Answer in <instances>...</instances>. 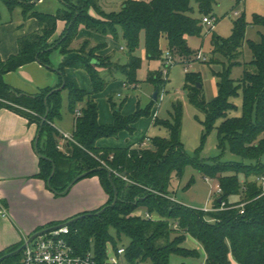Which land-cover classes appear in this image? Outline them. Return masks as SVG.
<instances>
[{"label":"trees","instance_id":"1","mask_svg":"<svg viewBox=\"0 0 264 264\" xmlns=\"http://www.w3.org/2000/svg\"><path fill=\"white\" fill-rule=\"evenodd\" d=\"M102 1L61 0L63 9L45 13L34 10L32 0H0L10 11L20 7L25 18L35 17L39 22L38 30L19 37L17 53L6 59L0 57V98L8 101H0V105L38 125L40 171L36 176L46 182L51 178V190L59 195L65 193L78 175L87 173L79 180L96 175L109 196L104 206L113 202L115 193L118 196L116 204L102 212L99 211L104 206L68 220L69 242L80 254L93 251L100 262L106 258L109 246L118 248L124 245L130 264H171L172 254L193 259L200 257L196 249L184 246L187 236H191L202 245L205 264H231V255L238 264H264V184L259 180L264 177V33L260 34L258 41L246 40L249 22L242 15L234 20L229 37L213 36L214 54L226 60L223 68L215 72L218 93L213 102H207L198 87L199 73L187 74L189 98L198 110L205 113V128L210 130L221 119L216 125L219 144H228L230 151L241 157L240 161L200 160L190 156L180 138L179 104L173 105V120L155 118L156 124L168 130V137H149V147L100 148L97 146L100 138L117 136L122 130L134 132L135 124L142 116L150 114V108L138 106L135 112L125 115L121 111L122 105L118 107L111 97L114 121L101 124L95 95L105 88L106 80L98 68L105 67L111 73L121 72L127 83L135 84L137 70L142 64L141 57L135 54L141 34L145 37L149 60L162 57L164 38L168 53L174 58L185 63L197 59L198 52L190 48L187 36L200 34L203 18L216 17L214 8L219 2L195 0L202 17L199 19L192 14V0H125L119 11L112 12L102 9ZM91 8L96 15L91 14ZM59 20L65 21L66 26L53 40ZM250 24L263 27L264 15L254 13ZM81 26L115 38L121 31L128 62L112 68L111 55H98V45L90 46L88 40L80 48L72 49ZM245 41L252 59L244 63L242 77L235 80L231 77V69L241 64L239 57ZM54 49L68 56L56 67L60 77L58 88L47 87L31 95L6 82L5 74L34 61L53 68L51 53ZM73 51L76 53L72 54ZM67 68L85 69L90 75L92 91H86L67 75ZM162 75L160 71L148 76L156 90L166 81ZM65 90L69 95V109L75 114V129L74 141L67 142L66 151H62L58 148L62 134L54 122L62 117V93ZM240 93L242 113L230 115L231 111L237 110L232 99ZM77 110L80 115L76 114ZM189 164L205 177L218 180L221 191L213 209L189 207L174 199L172 179L181 177ZM123 172L126 177L122 176ZM240 175L244 176V181L240 180ZM237 194L239 200L230 199ZM5 206L6 202L0 201V211ZM138 210L154 218L139 214ZM125 238L129 239L128 242ZM21 245L8 247L0 252V257ZM20 255L21 252L0 264H16Z\"/></svg>","mask_w":264,"mask_h":264},{"label":"rangeland","instance_id":"2","mask_svg":"<svg viewBox=\"0 0 264 264\" xmlns=\"http://www.w3.org/2000/svg\"><path fill=\"white\" fill-rule=\"evenodd\" d=\"M124 1L125 0H103L100 5L106 12L119 11L123 6ZM191 5L193 8V16L201 19L202 17L198 10L196 1L192 0ZM61 8L63 9L64 5H62ZM14 10L15 11L10 12L6 4L4 2H0L1 47H8L13 40L12 31L10 30L11 28H9V26L11 25L13 29L18 28L16 27V24H14L16 22V12H18V10L17 8ZM90 12L93 16L96 15L94 9L91 8ZM214 12L216 17L213 27L211 24L202 23L200 34H192L187 36L188 45L196 52H199L200 57L190 61L187 64L182 62L180 59L175 58L176 61L167 67V73H162V76L166 81L160 85L159 97L157 100L153 99L156 86L153 82L148 80V76L150 73L160 72L165 68L164 61L167 56L166 54L169 51L167 45H164L162 48L163 55L160 59L149 60L146 56L145 37L144 34H141L140 44L135 54L141 57L142 64L137 70L136 77L138 81L135 84L127 83L125 75L121 72L114 71L111 73L109 69L105 67L98 68L100 75L106 80L105 88L95 96L99 106L101 119L104 121L103 124H111L114 121L112 104L110 102L111 97L112 101L115 102L118 107L122 105L121 111L125 115L135 112L138 106L143 109L150 108V114L142 116L135 124V132L133 134H131L128 130H122L117 136L108 137L105 140V145L124 144L127 140L131 141L133 139H139L144 135L150 137H168V130L163 126L154 123V121H152V117L154 114H156L159 119L173 120L175 117L173 105L179 104L181 106L180 138L184 144L186 152L190 156L197 157L200 160L218 158L223 162L241 160V157L233 154L230 151L228 144H225V146H221L219 144L216 125L220 123L221 119H219L216 122V125L210 130L205 128L203 123L206 119L205 113L198 110L190 101L189 90L186 86L187 74L199 73L201 77L199 84H201L200 88L202 95L207 102H213L218 93V76L215 74V72L220 71L223 68L226 60L223 56L214 54L212 38L214 35L229 37L232 34L234 20L244 15L246 20L249 22V25L246 29V40L258 41L260 39V34L264 33V26H254L250 23L252 22L254 13L264 15V0H242L240 2H236V0H219L218 4L214 8ZM35 25H38V20L34 19L30 22L25 21L18 25L20 26L18 29L23 32H30L33 30V28H35ZM80 31L81 29L79 32ZM98 36V40L90 37L85 40L89 41L90 46L98 45V55H101V49L105 47V49L102 51L107 52V55H111L112 60L110 65L112 68L115 69L119 64H125L128 62L129 56L126 42L121 31H119L118 38H115L111 34L105 35L98 33ZM94 42L97 43L93 45ZM104 44H106V46ZM74 47L75 46L71 45L72 49ZM75 53L76 52L73 51L72 54ZM107 55L105 54L102 56ZM64 56L68 58L67 55ZM251 59L252 52L247 41H245L242 47L241 56L239 57L241 64L232 67L231 77L235 80L240 79L243 75L244 63L249 62ZM107 60L109 61V59ZM184 61H186V58ZM73 78L83 89L88 92L92 91L90 75L85 69H77V73ZM124 82L127 83L126 86H124ZM85 86H87V88ZM62 96V113L65 116L71 115V111L69 109L68 91H63ZM232 100L237 105V110L231 111L230 115L238 116L242 113V93L234 97ZM0 101L8 103V101L2 98H0ZM108 120H111V123H108ZM262 162L264 163V155L262 156ZM89 177L97 179L95 178L97 177L96 175ZM239 178L241 181H244L243 175H240ZM217 184V179L205 177L194 166L189 164L185 167L181 177H173L171 190L173 191L174 199L176 201L189 207L202 210H211L213 209L215 201L219 196ZM89 188H92V186H89ZM86 189L83 187V184H79V186H76L74 191H85L87 193ZM95 191H92V196L94 197L97 196ZM86 193L84 196H86ZM84 196L80 197L78 195V198L81 200L86 199ZM230 199L239 200L240 195H232ZM4 201L9 205V199H4ZM52 211H54V208H50L49 206L45 205V207L42 208V212H40V214H36L37 217H35L34 220L39 221L44 219L46 222H48L49 220H52L49 219L52 216ZM141 214L145 213L142 211ZM66 220L70 219H58L55 220L53 224H63L66 222ZM9 229L11 230V228ZM5 231H7V229H5ZM11 231L14 233V235L17 233L15 228H12ZM128 240V238H125V242H128ZM184 246L196 249L199 252L200 257L193 259L191 257H183L177 254H172L170 257L171 264H205L206 255L202 245L198 240L191 236H187ZM230 259L231 264H238L232 255L230 256Z\"/></svg>","mask_w":264,"mask_h":264},{"label":"crops","instance_id":"3","mask_svg":"<svg viewBox=\"0 0 264 264\" xmlns=\"http://www.w3.org/2000/svg\"><path fill=\"white\" fill-rule=\"evenodd\" d=\"M32 1L35 3L34 10L45 13H56L63 5L61 0ZM17 10L16 22L14 23L16 27L19 28L20 26L18 25L25 21L37 20L35 17L25 18L20 7H17ZM65 26V21H58L57 31L53 40L62 34ZM34 27L30 32H23L18 28L13 29L10 25L9 28H11L13 40L8 47L0 46V57L6 59L10 55L17 53L19 50V37L38 30L39 22ZM80 29L81 31L72 43V46H75L73 49H78L88 37L95 40L99 39L97 32L89 30L84 26H81ZM96 43L94 42L93 45ZM104 45L106 46V44ZM164 45H167L165 38L161 42L162 48ZM103 49H101V55H107V52L102 51ZM66 58L60 53L59 49H54L51 53L53 68L34 61L5 74V80L13 88L31 95L37 94L47 87L58 88L60 77L56 67ZM77 69L81 68H67L66 71L69 76L74 77ZM126 85L127 83L124 82V86ZM85 87L87 88V86ZM98 118L99 122L103 124L104 121L101 119L100 110ZM152 121L155 123V118L152 117ZM107 122L111 123V120ZM54 125L61 134L73 135L75 114L71 113V115L65 116L62 113V117L56 120ZM38 132L37 123L30 122L28 118L0 105V201L9 199V205L6 203L4 207L5 215L0 213V251L15 244H23L26 238L32 236L37 231L55 225L53 224L55 220L72 219L83 212L96 210L104 206L109 198L98 176L95 177L97 179L85 177L76 182L77 184L75 183L71 186L69 191L59 195L55 194L48 182L36 176L40 171V154L36 145ZM134 132L130 133L133 134ZM149 137L144 135L139 139L127 140L124 144L114 145H105V140L108 137H104L97 141V146L100 148L126 147L130 145L133 147L140 145L149 147L150 143L145 141ZM62 139L63 137L60 139V143L66 148V144ZM79 184H83V187L87 188V193L85 191H74ZM89 186H92V188H89ZM92 191H95L97 196H92ZM85 193L86 196H84ZM78 195L80 197L84 196L86 199L81 200L78 198ZM45 205L54 208V211L51 213L52 216L49 218L52 220L48 222L44 219L35 221L36 214H40ZM141 212L142 210H138V213ZM9 228L11 230L15 228L17 233L14 235V230L12 232Z\"/></svg>","mask_w":264,"mask_h":264},{"label":"built area","instance_id":"4","mask_svg":"<svg viewBox=\"0 0 264 264\" xmlns=\"http://www.w3.org/2000/svg\"><path fill=\"white\" fill-rule=\"evenodd\" d=\"M202 23L211 24L213 27L215 24V16H205ZM166 55L164 61L165 68L162 70L163 74H166L167 67L176 61V59L168 52ZM199 57L200 53L198 52L196 58L198 59ZM187 63L189 62H186V64ZM80 113L81 112L77 110L76 114L80 115ZM156 117V114H154L153 118ZM62 137L65 144L69 141H74L72 135L63 133ZM146 141L149 142V138H146ZM58 148L62 151H66V148L62 143H59ZM259 180L264 184V177H260ZM217 191H221L219 185H217ZM241 206H243V204H241ZM0 213L5 215L4 208H2ZM145 215L146 217H153L149 214ZM175 227L178 228L177 223L175 224ZM69 233L70 229L68 224L52 225L37 231L32 236L25 239L23 243L25 246L21 251L20 259L16 264H130L125 256L126 247L124 245H121L118 248L109 246L106 258L103 262H100L97 260L93 251H89L85 254L76 252L68 240Z\"/></svg>","mask_w":264,"mask_h":264},{"label":"water","instance_id":"5","mask_svg":"<svg viewBox=\"0 0 264 264\" xmlns=\"http://www.w3.org/2000/svg\"><path fill=\"white\" fill-rule=\"evenodd\" d=\"M64 85H62L61 87H59V88H62ZM198 87H201V84H199L198 83ZM158 94H159V90H156L155 92H154V94H153V99H155V100H157V98H158ZM46 119V117H44V120ZM38 141H39V136H37V139H36V145L38 144ZM54 172H55V167H54V169H53V173H52V175L54 174ZM87 173H82L81 175H78L71 183H70V185L67 187V189H66V191L65 192H67V191H69V189L71 188V186H73L81 177H84L85 175H86ZM122 176L123 177H126V172H123L122 173ZM48 184H49V186H50V188H51V178L49 179V181H48ZM117 200H118V196H117V193H115V198H114V200H113V202L110 204V205H106V206H104L99 212H102L103 210H105L107 207H111V206H114L115 204H116V202H117ZM98 212V213H99ZM76 218H78V217H75V219ZM71 220H74V218L73 219H71ZM70 221H68V222H66V223H63V224H68ZM24 246H25V244H22L18 249H16L15 251H13V252H10V253H7V254H5V255H3V256H1L0 257V262L1 261H3L4 259H6V258H9V257H11V256H13V255H15V254H18V253H20L21 251H22V249L24 248Z\"/></svg>","mask_w":264,"mask_h":264}]
</instances>
